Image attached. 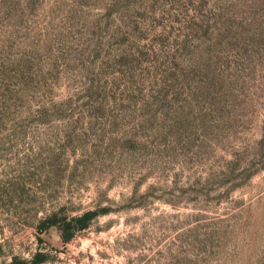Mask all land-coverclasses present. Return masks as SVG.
<instances>
[{
  "label": "rangeland",
  "instance_id": "1",
  "mask_svg": "<svg viewBox=\"0 0 264 264\" xmlns=\"http://www.w3.org/2000/svg\"><path fill=\"white\" fill-rule=\"evenodd\" d=\"M0 264H264V0H0Z\"/></svg>",
  "mask_w": 264,
  "mask_h": 264
},
{
  "label": "trees",
  "instance_id": "2",
  "mask_svg": "<svg viewBox=\"0 0 264 264\" xmlns=\"http://www.w3.org/2000/svg\"><path fill=\"white\" fill-rule=\"evenodd\" d=\"M90 216V212H86L81 215L72 216V217H62V218H51L47 222H45L43 225L39 226V230H42L44 227H48L49 225L56 224L58 221H60V227H61V238L64 242L69 241L74 232L82 227H84L87 223V220ZM41 239L40 237L38 238Z\"/></svg>",
  "mask_w": 264,
  "mask_h": 264
}]
</instances>
